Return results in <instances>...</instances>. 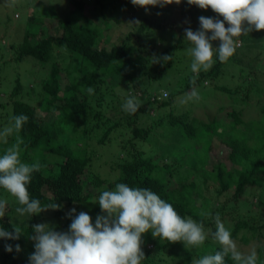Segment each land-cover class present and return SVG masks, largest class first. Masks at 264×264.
Listing matches in <instances>:
<instances>
[{
    "label": "trees",
    "instance_id": "obj_1",
    "mask_svg": "<svg viewBox=\"0 0 264 264\" xmlns=\"http://www.w3.org/2000/svg\"><path fill=\"white\" fill-rule=\"evenodd\" d=\"M182 1L189 8L190 5L187 4V0ZM69 3V14L64 17H57L58 24L55 28L56 31H61L60 34L50 31L47 33L42 25L36 31L27 29L23 39L15 47L12 45L15 50L14 59L16 60L31 57L40 63L47 64L50 62L47 74L41 80L39 86L42 95L41 112L32 103L21 97L18 98L23 87L19 77L15 78V84L8 95L11 98V103L6 100L0 102V105L6 109L5 116L10 115L9 120L5 121V127L12 125L13 116L23 114L28 117L27 122L18 134L14 132L8 136L7 143L0 140V155H3L5 150L15 143L16 135H19L24 141L21 145V160L28 164L39 161L41 168L38 172L32 173V179L28 185L30 198L40 200L42 206L50 203L60 204L62 206L60 209L53 210L54 216L59 217L63 215L65 207H71L75 204L81 205L86 201L93 202L102 191L114 190L117 183H126L133 188H148L166 202L171 203L183 218H194L207 226L205 230L208 231L211 238H206L204 244L200 246L198 259L221 250L219 243L214 245L211 243L212 233L215 232L214 217L218 214L225 227L232 225L230 233L233 239L239 238L247 241L245 233L249 231L251 237L261 240L259 242L262 243L258 246L257 264H264V102L259 106L260 116L256 120L259 126L253 130L255 140L253 145L242 141L240 136L236 134L238 126L240 124L244 125L245 122L241 118L240 112L236 111L233 106L231 107L233 109L225 114L229 119L230 130L233 132L232 137L228 139L222 137L223 130H212L216 124L215 120L196 121L193 120L194 117L191 118L190 114L185 112L176 115L170 114L164 119L160 117L157 121L159 128L164 131L176 128V132L180 135L177 140L188 144L190 150L198 149L196 151L199 152V156L203 157V170L207 173L203 179L212 181L215 184V195H213V192L206 190L208 195L198 192L196 195L197 200H193L194 186L189 184L187 175H183L181 179L179 178L175 190L169 189L168 180L173 176V170H163L164 172H162V168L151 159L150 155L145 156L142 150L136 148V140L146 138L148 130L137 128L134 124L130 128L132 136L124 145L123 150L125 152H121L115 162L119 171L116 181L110 182V180L102 178L98 173L93 172L90 167L93 150L89 149V137L91 136L90 133L94 131L92 127H98L97 124L95 126L89 125L88 120L91 109L89 97L92 93L90 94L87 90L81 91L77 82L65 80L59 65L51 61L54 47L61 49L64 47L69 51L76 52L93 64L92 73L94 74L88 76L87 86H91L93 83L99 85L104 79H97L95 74L103 73L106 78L105 81L110 85L128 84L139 87L144 81V77L141 75L143 74L147 78L144 91H140L143 93L172 67V60L154 63L155 57H162L163 55L174 57L175 52L183 47L184 37L182 34L178 35L177 38L174 37L176 39L172 44L159 52H154L152 58L150 54L147 55L144 52L145 48L148 50L146 44L137 45L136 42H133V39H138L144 31L163 27L161 22L146 17L139 23L135 32L129 31L116 44L108 45L106 42L102 44L104 40L100 36L98 28L89 23L92 20L89 16L92 12L87 7L85 0H69ZM33 18L34 16L30 15L28 20L32 21ZM103 18L105 19L104 16ZM114 19L119 20V18ZM220 19L223 20V17H220ZM227 26L228 24L225 22V27ZM238 39L240 41L241 36ZM237 58L239 59V57ZM223 65L224 62H220L218 56H216L211 69L207 72L202 70L198 76L191 73V76L181 81V88L178 85L175 91L167 88L168 92L162 91V94L156 93L151 96L145 94L144 97L147 99L145 107H148V105H156V108L159 109L169 107L174 102L176 95L178 96L184 92L190 93L193 88L197 90L202 82L207 85V80L219 76L222 73ZM258 68L264 77V63H261ZM193 78H195V83H192ZM219 89L229 92L230 96L235 91L227 87H219ZM27 90H30V88L27 87ZM250 90L247 89L244 93V100L250 98ZM255 90L264 93V87L261 83L257 82ZM132 91L137 90L132 88ZM99 103L98 100L97 104ZM145 107L143 106L142 110L147 109ZM223 108V106H220L217 110L222 111ZM41 113H45V115L52 113L55 117L47 120L45 115ZM218 114L219 117L226 119L225 116H220V112ZM93 116L94 119H98L100 114L95 113ZM221 118L218 127L225 122ZM118 121L120 122V120L116 122ZM128 123H130L129 120ZM113 129L112 126L106 128L97 141L104 144L107 140H110ZM215 137L220 141L221 146L219 145V147L223 146L225 150V157L223 158L212 153V141ZM197 138L206 140V148L202 146V149H199ZM56 156L61 159L48 167V163H51ZM195 158L196 162L191 164V173L192 170L196 171L198 167H201L198 165L197 154ZM191 173L188 172V175ZM164 174H172L167 182L160 178ZM193 177H195L194 179H202L194 176V174ZM86 183H91L94 186L92 192L88 194H85ZM219 196H223L224 200L221 201V213H216V208L211 200L215 201ZM0 199L6 200L5 215L0 218V228L13 232L14 227L19 226L12 218L14 209L12 203L16 199L3 188H0ZM253 199L257 202L255 203L257 207L254 213L255 216L249 214H253L252 207L246 210L247 213L243 210L244 205H253ZM94 205L96 206L94 207ZM198 208L201 210L199 209V212L196 213L195 211ZM207 209H210L209 213ZM241 209L244 213L241 212ZM94 211V214L97 213L96 215L102 214L98 203L93 204L91 217ZM201 212L208 215L202 216ZM243 215L248 217L240 219ZM38 216V214H35L31 218L26 217L23 222L24 225L19 226L23 230L19 239L0 238V264H20L18 262L20 254L25 253L31 247V241L33 240L30 237L35 235L32 225L39 224ZM249 217L253 220L248 221ZM242 230L245 232L239 237L238 235ZM150 238L154 247V250H152L153 257L145 256L141 264H171L163 255L166 249L174 248L173 243L152 235ZM5 244L12 245L13 250L11 252L6 251ZM17 244L20 245L19 252L15 249ZM146 245H141L142 251L145 250V254L149 252ZM190 252L193 251L188 249L184 251V253L191 254ZM189 259H191V256ZM225 264H236V262L229 256L225 257Z\"/></svg>",
    "mask_w": 264,
    "mask_h": 264
},
{
    "label": "rangeland",
    "instance_id": "obj_2",
    "mask_svg": "<svg viewBox=\"0 0 264 264\" xmlns=\"http://www.w3.org/2000/svg\"><path fill=\"white\" fill-rule=\"evenodd\" d=\"M85 2L92 12L90 15L88 13L93 20L89 23L98 28L100 36L104 40L102 44L105 42L108 45L112 43L116 44L121 38H124L129 31L135 32L139 23L146 17L153 18L156 22H161L163 27L146 30L140 34L138 39L135 40L134 38L133 42H136L137 45H142V43L146 44L148 50L145 48L144 52L147 55L150 54L152 58L154 52H159L172 44L178 35L182 34L184 37L183 47L175 52V56L172 59V67H170L160 79L152 83L146 89L147 91L143 93L141 92L144 91L143 89L147 85V78H145L143 74L141 75L144 77V81L139 87L128 84L110 85L105 81L106 78L103 73L95 74L97 79H104H101L103 81H101L99 85L93 83L91 86H87L86 80L88 76L94 74L92 73L93 64L76 52L69 51L64 47L62 49L54 47L51 61L59 65L65 80L77 82L81 91H86L89 87L93 89L92 95L89 97L91 109L88 114V120L89 125L95 126L97 124L98 127H92L94 131L90 133L91 136L89 137V149L93 150L90 161L91 170L98 173L102 178L110 180V182L116 181L119 171L115 162L118 160L120 153L125 152L123 150L124 145L132 136L130 128H132L134 124L137 128L148 130L146 138L136 140V148L142 150L145 156L150 155L151 159L157 162L162 168V172L169 171L170 169L173 170V176L171 178L170 176L172 174H164L160 177L166 182L167 179L170 178L168 180L169 189H174L179 182V178L181 179L183 175H187L189 184L194 186V192H192L193 200H197L196 195L198 192H203V194L208 195L206 190L208 192H213V195H215V184L212 181L203 179L207 173L203 170V157L199 156V152L196 151L198 149L194 148L190 150L188 144H184L177 140L180 138V135L176 132V128L164 131L162 128H159L160 126L157 124V121L160 117L164 119L170 114L176 115L185 112L190 114L191 118L194 117L193 120L196 121L215 120L216 124L213 126L212 130H223L224 133L222 137L228 139L232 137L233 132L230 130L229 119L225 114L234 108L236 111L240 112L241 118L245 122L244 125L240 124L238 126L236 134L240 136L242 141H245L249 145H253L255 142L253 130L259 126L258 121H256L260 116L259 106L264 102V93L262 94L255 90L257 82L261 83L264 87V77L258 68L261 63H264V30L253 29L248 35L241 36V46L237 47L236 53L224 62L222 73L211 80H207V85H204L202 82L201 85L198 86L197 91L200 95L199 101L182 103V100L188 94L184 92L178 96L176 95L174 102L165 109L156 108V105H148V107H145V101L147 100L146 97H144L145 94L148 96L156 93L162 94V91L168 92L166 90L167 88L175 91L178 85H180L179 88H181L182 80L191 76L192 71L190 65L193 58L189 54V49L192 45L185 39L184 29L190 27L193 31L198 30L200 28L198 19L200 16L219 19L220 17L217 13L213 12L211 8L201 9L196 5H190L189 8H187L182 0L179 5L173 3L165 5L164 7L158 5L147 6L149 9L147 13L143 7L134 6L131 0H85ZM69 4V0H17L15 4H12L11 0H0V102L6 100L11 103V98L8 95L15 84V78L19 77L23 87L20 91L21 94L19 92L18 98L21 97L32 103L38 108L39 112H41L42 95L39 86L41 80L47 74L50 62L47 64L40 63L31 57L23 60H16L14 59V47L23 39L27 29L36 31L43 25L47 33L50 31L55 34H60L61 31H56L55 28L58 24L57 17H64L69 14ZM30 15L34 16L32 21L28 20ZM103 16L108 21H106ZM114 18H119V20ZM134 21H139V23L135 24ZM208 35H211V33H208ZM212 44L213 47H217L219 41H212ZM12 45H14V47ZM216 56L217 55H214V60H216ZM236 56L239 57V59ZM240 58H242V60H240ZM129 74L131 73L129 72ZM27 87H29L30 90H27ZM219 87H227L235 91L231 94L232 96H230L229 92H224L220 90ZM96 88L98 89L96 90ZM132 88L137 91H132ZM250 88L253 89L250 90ZM247 89L250 90V98L244 100L243 96ZM128 98H135L141 104V110L131 115L125 113L122 110V105ZM98 100L100 101L99 104H97ZM143 106L147 109L142 110ZM220 106L224 107L222 111L217 110ZM232 106L233 108H231ZM217 111L220 112V116L223 115L226 119L219 117ZM5 113L6 109L0 105V132L5 128V121L10 118V115L8 114L5 116ZM95 113L100 114L98 119H94L93 115ZM43 115H45V113ZM51 117L55 116L52 113L45 115L47 120H50ZM220 118L224 119L225 122L221 123L220 127H218ZM117 120H120V122H116ZM128 120L130 123H128ZM110 126L114 127L110 134V140H107L104 144L99 143L97 139L102 135L103 131ZM203 138H197L199 149H202V146L203 148L207 146V142L204 140L206 138ZM213 139L212 153L222 158L225 157L223 146L221 148L219 147L220 141L216 139V137ZM0 140L4 139L0 138ZM161 152L163 153L161 154ZM196 154L198 155V165L201 167H198L196 171L192 170L191 173V164L196 162ZM60 159L59 156L54 157L52 162L48 163V167ZM176 160L180 163L182 162V165ZM188 172L191 174L188 175ZM193 174L202 179H194L195 177H193ZM92 188H94V186L91 185V183H86L85 194L92 192ZM223 198V196H219L217 200H211V203L216 208V213H221L220 206L221 201L224 200ZM199 200L201 201L200 198ZM255 203L257 202L253 199V205H244L243 210L245 213H247V209L252 207L253 214H249L255 216L254 213L257 208ZM12 204L14 208L12 213L13 221L19 226H23V222L26 220L27 216L20 217L19 214L16 213L15 209L20 206L18 202L13 201ZM93 204L94 202L86 201L81 203V205L75 204L71 207H65L63 215L59 217L54 216L53 209L48 208L38 213L39 224L48 223L57 231H66L71 223V218L66 216V213H68L70 209L75 208L76 213L73 215L81 211L90 215ZM95 206L96 205H94V207ZM197 206H199V204H197ZM199 209L200 208L196 209L195 212H199ZM243 210L241 209V212ZM244 211L242 213H244ZM207 212L209 213L210 209H207ZM94 213L95 211L92 212V222L97 216V213ZM243 217L247 218L248 216L243 215L240 219ZM192 219L195 220L194 218ZM252 220L253 218H248V221ZM206 227L207 226L204 225V229H206ZM226 228L231 232L232 225ZM205 232L207 233V238H211V236L208 235V231L205 230ZM244 232L245 231L242 230L238 236L240 237ZM151 235L150 231L142 234V245L145 246L147 244L146 249L149 250L147 254H145L144 250V255L146 257H153L152 250H154V247L150 240ZM245 235L247 236V241H243L239 238H232L236 242L238 250L244 254H248L254 248L258 256V246L262 243L259 242L261 240L251 237V232L249 231H247ZM34 243L35 241H31L30 249L20 254L18 258L20 264H29V256L35 251ZM211 243L214 245L218 242L212 239ZM172 246L174 248L166 249L163 255L171 264H195V261L198 260L197 255H200V246L185 247L183 242H175ZM186 249L192 250L193 252H190L191 254L184 253ZM190 256L191 259H189Z\"/></svg>",
    "mask_w": 264,
    "mask_h": 264
},
{
    "label": "clouds",
    "instance_id": "obj_3",
    "mask_svg": "<svg viewBox=\"0 0 264 264\" xmlns=\"http://www.w3.org/2000/svg\"><path fill=\"white\" fill-rule=\"evenodd\" d=\"M17 0H11L15 4ZM134 6H140L149 11L147 6H160L181 3V0H131ZM187 4L208 9L223 17L200 16V28L193 31L190 27L184 29L185 39L192 47L191 71L198 74L212 68L218 56L220 62H226L234 55L236 48L241 46L239 37L248 35L253 29L264 30V0H187ZM225 22L228 26L225 27ZM135 24L139 21H134ZM211 33V35H208ZM212 41H219L213 47ZM172 55L155 57L154 63L168 62ZM192 83H195L193 78ZM87 91L91 94L93 89ZM200 95L193 88L182 103L199 101ZM141 104L135 98H128L122 105V110L135 114ZM26 115L12 117V125L0 132V138L7 143V137L14 132L19 133L27 122ZM23 139L16 135L15 143L0 155V188L6 190L20 205L15 209L20 217H32L43 210L60 209L57 203L42 206L40 200L30 198L28 185L32 173L41 168L39 161L28 164L21 160V145ZM98 203L102 214H98L95 222L92 217L81 211L76 215L72 208L66 213L71 218L67 231H57L48 223L32 225L35 235L30 238L35 241V251L29 256V264H141L145 259L141 245L142 234L151 232L153 237H159L168 242H183L185 247H197L204 244L207 233L202 222L192 218H183L171 203L166 202L157 193L148 188H133L126 183H117L114 190H104L93 201ZM6 200L0 199V218L5 215ZM201 215H208L201 212ZM215 232L212 237L221 245V250L205 255L195 261V264H225L229 257L236 264H257L258 256L253 248L248 254L238 250L230 231L225 227L217 214L214 217ZM23 230L14 227L13 232L0 228V238L19 239ZM17 252L20 245H15ZM5 250L11 252L13 246L5 244Z\"/></svg>",
    "mask_w": 264,
    "mask_h": 264
}]
</instances>
